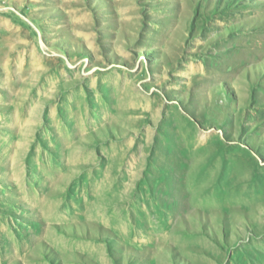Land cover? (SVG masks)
Returning a JSON list of instances; mask_svg holds the SVG:
<instances>
[{
  "label": "rangeland",
  "instance_id": "1",
  "mask_svg": "<svg viewBox=\"0 0 264 264\" xmlns=\"http://www.w3.org/2000/svg\"><path fill=\"white\" fill-rule=\"evenodd\" d=\"M0 264H264V0H0Z\"/></svg>",
  "mask_w": 264,
  "mask_h": 264
},
{
  "label": "bare ground",
  "instance_id": "2",
  "mask_svg": "<svg viewBox=\"0 0 264 264\" xmlns=\"http://www.w3.org/2000/svg\"><path fill=\"white\" fill-rule=\"evenodd\" d=\"M179 194H180V195L182 194V197H183L184 201H186V200H188V199L190 198L189 191H188V189H186L185 187H184V190H183V191L180 189L179 191L175 192L174 197H175V196H179ZM183 199H182V200H183Z\"/></svg>",
  "mask_w": 264,
  "mask_h": 264
}]
</instances>
